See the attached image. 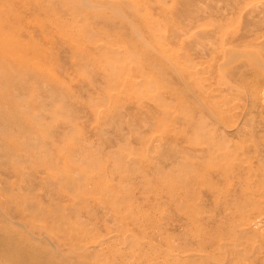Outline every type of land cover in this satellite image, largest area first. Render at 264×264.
<instances>
[{"label":"rangeland","instance_id":"1","mask_svg":"<svg viewBox=\"0 0 264 264\" xmlns=\"http://www.w3.org/2000/svg\"><path fill=\"white\" fill-rule=\"evenodd\" d=\"M0 264H264V0H0Z\"/></svg>","mask_w":264,"mask_h":264},{"label":"bare ground","instance_id":"2","mask_svg":"<svg viewBox=\"0 0 264 264\" xmlns=\"http://www.w3.org/2000/svg\"><path fill=\"white\" fill-rule=\"evenodd\" d=\"M11 259V258H10Z\"/></svg>","mask_w":264,"mask_h":264}]
</instances>
